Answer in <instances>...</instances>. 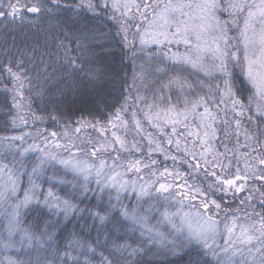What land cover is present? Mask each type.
<instances>
[{"label": "rangeland", "instance_id": "rangeland-1", "mask_svg": "<svg viewBox=\"0 0 264 264\" xmlns=\"http://www.w3.org/2000/svg\"><path fill=\"white\" fill-rule=\"evenodd\" d=\"M202 2L108 0L111 9L122 18L124 33L132 42L138 47H155L164 51L169 61L179 68L191 70L205 79V83H213L212 97L215 94L217 97L207 103L203 102V97L190 98V82L171 78L162 85L163 91L170 90L176 99L170 104H148L145 110L132 111L126 118L120 115L106 121V125L97 126L95 134L93 126L92 133L87 124L81 123L78 129L89 130L85 146L75 141L77 130L67 140L51 139L40 143L42 161L29 170V179L23 190L20 180L24 169H15L14 162L7 164L0 158V165L11 169V172H0V190L4 187L9 189L6 197L0 199V264H8L9 259L18 264H81L76 263L77 260L90 264L104 262L103 258H88V250H81L77 240H70L67 259H51L43 251L49 245L43 230L40 232L22 226L21 214L27 206L39 203L57 211L65 207V200H61L48 186H41L42 176L43 179L47 177L42 169L47 167H56L52 176L47 177L50 179L47 185L68 184L85 191L92 189L93 193L101 194L98 196L100 201L104 200L109 207H119L131 233L142 247L143 244L156 249L197 246L204 249L216 264H224L223 249L228 248L230 255L239 249L243 255L237 254L233 264H252L253 257L259 264L260 253L256 249L264 246V235H261L264 233V220L255 208L264 205V164L261 163L264 161V141L256 139L250 123L248 126L244 123L243 111L234 104V99H230L225 80L227 67L232 63L239 65L241 61L247 72L241 32L248 18L247 5H252L251 10L256 11L260 0H240L245 4L243 11L231 6L233 0H215L217 7L203 21L208 31L201 35L200 40H197L195 32H189L187 36L178 35V22L187 21L189 27L202 23L198 18L202 13L196 7ZM169 4H191L192 7L170 13L168 19L176 23L165 25L159 14ZM260 28L257 16L248 35L252 36L253 30L258 33ZM220 36L227 38V46L223 39L218 41L228 52L223 61L224 71L219 70L221 59L212 43L213 38ZM185 39L189 43L186 44ZM252 51L250 48V54ZM232 52H237L238 58L234 59ZM192 62L196 63L195 67ZM254 70L259 69L254 67ZM92 96L81 94L79 100L86 103L93 100ZM162 100L165 99L162 97ZM216 100L219 107L214 102ZM17 137L20 139H14L15 147L21 154L38 151L37 142L33 143L34 136L16 135L14 138ZM2 142L0 154L9 149ZM152 154L158 155L161 163L156 164V158H148ZM9 175L17 184L14 193L8 184ZM229 179L235 181L234 185L223 184ZM161 184L168 190L159 191ZM205 203L208 204L207 209L202 207ZM68 208L63 209L64 216L69 214ZM165 212L169 219H165ZM209 217L215 222L214 233L197 238L195 233L207 227L205 222ZM10 219L14 221L11 237L7 232ZM229 228H232L231 233ZM242 229H247L248 235L253 237L250 243H244L247 237L242 234ZM6 243L10 247H5ZM87 247L103 256L99 246ZM125 251L121 247V252ZM108 263L114 264L113 261Z\"/></svg>", "mask_w": 264, "mask_h": 264}, {"label": "trees", "instance_id": "trees-1", "mask_svg": "<svg viewBox=\"0 0 264 264\" xmlns=\"http://www.w3.org/2000/svg\"><path fill=\"white\" fill-rule=\"evenodd\" d=\"M0 13H4L0 15V141L9 147L0 158L7 164L14 162L15 169H24L21 190L29 170L42 161L40 143L66 139L77 130L75 141L85 146L89 130L78 129L81 123L93 126L95 134L97 126L120 115L126 118L148 104H170L176 99L162 85L171 78L190 82V98L203 97L207 103L217 97H212L213 83L179 68L164 51L132 42L108 0H0ZM227 68L230 99L240 101L244 123H250L256 139L264 141V98L257 95L241 61ZM85 93L93 95V100L81 102L79 97ZM16 135L34 136L38 151L21 154L15 147ZM148 158L161 163L156 154ZM55 169L42 170L48 177ZM47 177L42 176L41 186L65 200L69 214L63 215L65 207L57 211L38 203L27 206L21 218L23 227L43 230L49 242L43 251L49 258L67 259L70 240H77L81 250L90 252H86L88 258H103V264H216L197 246H140L119 207H109L92 189L47 185ZM255 210L264 220V205ZM92 245L99 246L103 256L90 251L87 246ZM121 247L126 251L121 252Z\"/></svg>", "mask_w": 264, "mask_h": 264}, {"label": "snow or ice", "instance_id": "snow-or-ice-1", "mask_svg": "<svg viewBox=\"0 0 264 264\" xmlns=\"http://www.w3.org/2000/svg\"><path fill=\"white\" fill-rule=\"evenodd\" d=\"M231 6L237 10L243 11L245 4L241 3L240 0H233ZM13 7L15 10V6ZM183 7L191 8L192 5L191 4L166 5L165 8L162 10V12L159 14V17L161 20H163L165 25L176 23V21L168 19V16L170 13L178 9H182ZM196 7L200 9V12L202 13V15L198 17L202 21V23L199 25L193 24L191 27H189L187 21H180L177 24V34L178 35L183 34L184 36H187L189 32H195L197 40H200L201 35L207 33L208 26L205 23H203V21H205L208 18V16L211 14V12L217 7L215 0H203V2L200 4H197ZM247 7L249 8L248 18L245 20V27L241 32L242 43L244 45V60L247 63L246 75H247L248 80L256 88L257 95L264 96V0H260V3L257 6L256 11L251 10L252 5L250 4L247 5ZM29 11L35 12V11H38V9L31 8L29 9ZM3 14L4 13H0V15H3ZM184 15L186 16L187 14L185 13ZM257 16H259L260 22H261L260 31L257 33L255 32V30H253V35L249 36L248 35L249 28L252 27L253 22L256 20ZM181 24L183 25V28L180 27ZM221 39L224 40L225 46H227V38L224 36L213 38L212 43L215 45V53H217L218 58L221 59V65H220L219 70L224 71L225 66H224L223 61L228 56V52L221 48L220 43L218 42ZM184 42L187 44L189 43V40L185 39ZM250 48L253 50L251 54L249 52ZM256 49H258V51H256ZM231 56L234 59L238 58L237 52H232ZM192 63H193V66L195 67L196 63L195 62H192ZM254 67L258 68L259 70H254ZM225 83L228 84V81H226ZM228 94L232 95L230 86L228 89ZM249 100L251 102V97L249 98ZM233 102L234 104L240 103L239 100H234ZM13 139H20V138L17 137ZM261 163L264 164V161H261ZM5 170L11 172V169H8L7 165H0V172L5 171ZM217 179H219V177ZM237 179H239V177H237ZM234 183L235 181L231 179L223 181V184L228 185V186H232L234 185ZM8 184L11 187V191L14 193L16 190L17 184H16L15 179L11 175H9L8 177ZM167 190L168 189L165 187V185L163 184L160 185L159 191H167ZM8 191H9L8 187H4L2 190H0V199L5 198L6 195L8 194ZM197 191L199 190L197 189ZM237 191H240V189L237 188ZM200 194L203 195L202 192ZM25 199H27V196L25 197ZM212 203H215V201H213ZM202 207L207 209L208 204L205 203L202 205ZM216 207H219V205L217 204ZM164 217L165 219H169V214L165 212ZM205 223L207 227L204 229L198 230L195 233L197 238H204L207 236L208 233H214L215 222L212 221L211 218L209 217ZM262 225H264V222H262ZM13 230H14V221L10 219L9 225L7 227V232H8L9 237H11V235L13 234ZM228 231L229 233H231L232 228H229ZM242 234L247 237L244 243H250L252 241L253 237L248 235L247 229H242ZM261 235H264V233H262ZM205 246L207 247V244ZM5 247H10V245L6 243ZM222 251L224 252V255H225L224 264H233V258L237 254L243 255V252L239 249L233 250L231 252V255L229 254L228 248H225ZM256 251L260 253L259 264H264V246L256 249ZM249 255L251 256V253H249ZM8 264H18V262L15 260L9 259ZM252 264H256L255 257L252 258Z\"/></svg>", "mask_w": 264, "mask_h": 264}]
</instances>
